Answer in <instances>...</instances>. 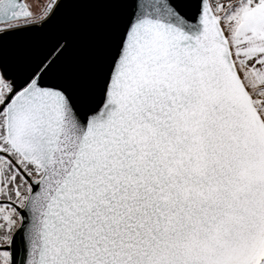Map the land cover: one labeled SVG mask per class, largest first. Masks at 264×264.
I'll return each instance as SVG.
<instances>
[{"label":"snow or ice","instance_id":"snow-or-ice-1","mask_svg":"<svg viewBox=\"0 0 264 264\" xmlns=\"http://www.w3.org/2000/svg\"><path fill=\"white\" fill-rule=\"evenodd\" d=\"M0 264H264V0H0Z\"/></svg>","mask_w":264,"mask_h":264},{"label":"rangeland","instance_id":"rangeland-1","mask_svg":"<svg viewBox=\"0 0 264 264\" xmlns=\"http://www.w3.org/2000/svg\"><path fill=\"white\" fill-rule=\"evenodd\" d=\"M43 2V0H29L27 1L30 9L32 11H38L39 10V5Z\"/></svg>","mask_w":264,"mask_h":264},{"label":"water","instance_id":"water-1","mask_svg":"<svg viewBox=\"0 0 264 264\" xmlns=\"http://www.w3.org/2000/svg\"><path fill=\"white\" fill-rule=\"evenodd\" d=\"M22 3H25L28 5L27 0H21ZM29 6V5H28Z\"/></svg>","mask_w":264,"mask_h":264},{"label":"flooded vegetation","instance_id":"flooded-vegetation-1","mask_svg":"<svg viewBox=\"0 0 264 264\" xmlns=\"http://www.w3.org/2000/svg\"><path fill=\"white\" fill-rule=\"evenodd\" d=\"M27 1H29V0H27Z\"/></svg>","mask_w":264,"mask_h":264}]
</instances>
